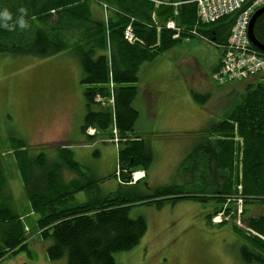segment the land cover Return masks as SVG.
I'll return each instance as SVG.
<instances>
[{
  "label": "trees",
  "instance_id": "obj_1",
  "mask_svg": "<svg viewBox=\"0 0 264 264\" xmlns=\"http://www.w3.org/2000/svg\"><path fill=\"white\" fill-rule=\"evenodd\" d=\"M8 1L9 6L25 5L31 10L23 14L27 27L20 28L17 21L22 14L18 9L10 8L12 20L8 22L9 27L0 23V53L43 58L61 53L70 45L75 46L83 70L81 82L87 85L83 93L87 111L80 130L84 133L93 128L96 132L93 137L106 135V139H113L115 130L117 163L124 170L121 179L125 183L129 181L124 177L125 173L145 171L152 162L146 138L133 134L138 112L132 101L137 94L135 83L141 64L152 61L183 39L193 38L187 31L194 27L198 34L209 38L215 45L223 46L235 14H238L224 16L211 24H201L197 23L194 0H158L161 2L158 5L151 0H102L116 8L105 23L103 18L92 15L90 0ZM152 16L160 26L159 32L153 25ZM33 18L39 25L34 24ZM130 18L134 19L132 27L141 43L129 44L123 39L122 33ZM168 20H173L181 29L177 38L173 37L174 30L165 28ZM253 34L264 45V12L255 20ZM218 69L219 64L213 72ZM240 95L241 100L221 123L222 137L205 147L208 155L204 164L207 168L215 162V169L221 173L220 176L213 175L212 199L222 204L233 199L235 210L238 199L242 201V208L250 203L264 206V74L246 83ZM96 96L105 101L112 97V106L102 105L95 100ZM192 96L200 103L209 98L208 93L192 92ZM93 104L102 106L95 111L92 110ZM235 136L240 139L237 153H234V144L238 141L233 140ZM23 147L24 144L18 141L13 152L29 208L39 215L35 231L42 239L51 240L46 248L49 260L65 258L66 264H115L114 254L136 246L146 232L143 217H129L132 205L152 203L159 208L166 201L175 203L189 198L204 202L210 197L190 195L182 187L165 185L143 196L136 195L134 191L130 194L116 190L101 200L74 204L73 195L83 186L76 182L60 183L57 168L47 165L43 153L30 157L24 153ZM195 153L188 158L191 160ZM61 154L65 167L75 172L79 170L67 150ZM2 170L0 162V263L27 250L25 224L11 204ZM221 177L226 187L220 189L218 180ZM86 184L87 187L94 186V183ZM231 208V205L226 208V214ZM220 209L208 215V221ZM231 215L236 217L234 213ZM246 226L255 235L236 225L231 226L234 232L246 239L241 255L246 264H253V261L264 264V213L248 218Z\"/></svg>",
  "mask_w": 264,
  "mask_h": 264
},
{
  "label": "rangeland",
  "instance_id": "obj_2",
  "mask_svg": "<svg viewBox=\"0 0 264 264\" xmlns=\"http://www.w3.org/2000/svg\"><path fill=\"white\" fill-rule=\"evenodd\" d=\"M91 10L93 15L97 14V7L93 3ZM210 41L207 37L206 39L194 37L182 41L171 51L159 55L146 67L152 71H148L147 78L156 88L182 87L185 84L197 93L210 94L207 102L197 103L203 112L200 109L196 111V125L189 130L190 133L185 132L184 125L168 127L167 124L165 126L159 124L155 129L160 134L148 137L153 154V161L148 170L152 174L151 183L179 184L184 191L191 194H198L202 190L198 181L193 184L190 180L193 176L186 170L189 171V168L195 165L200 168L204 165V151L200 146L205 140L203 130L225 120L227 114L241 100L240 94L244 92L246 83L251 82L245 80L219 84L214 81L212 65L216 48ZM74 47L68 46L63 53L65 54L63 63L68 69L64 72L66 81L65 74L63 77L56 74L55 79L48 73L44 76L35 69V80L30 81L32 82L30 89L34 91L33 94L30 92V95L23 83L6 75L19 65L17 57H10L15 61L10 59L6 62L7 57L0 56V162L3 165L2 177L7 181L11 195V204L21 216H25L27 211L25 210L27 198L13 155L18 141L24 144L23 149L27 156L35 157L43 153L48 159L49 166L58 161L55 147L51 149V143L47 142L52 134L57 135V142L60 139L63 145H68L67 147L82 145L78 142L77 135L82 136L79 126L87 108L84 91L79 88L83 70L78 63ZM182 58L188 59V62L182 63ZM153 73L156 77L152 76ZM63 85L65 88L60 87ZM26 103L32 104L29 106ZM98 109L99 105H92V110ZM113 134L116 137L115 133ZM233 140H238L236 145L234 144V153H237L236 146L240 139L235 136ZM116 146L117 144L112 141L104 143L100 141L97 148L82 149L93 154L99 152L96 156L85 155L81 160L84 162L83 170L86 177L96 185L90 191L75 194L74 204L98 201L112 195L116 190L125 191L124 187L117 183L115 175ZM194 149L196 152L194 157L191 160L188 157L184 159ZM182 159L184 160L181 163ZM20 160L23 163L22 156ZM214 163L212 162V167ZM210 168L211 165L206 170ZM64 172L71 174L70 170ZM144 183L142 180L137 184L134 191L136 195L143 196L151 192L152 189L147 188ZM204 191L208 192L210 188L207 186ZM234 204L233 199L222 204L213 199L201 202L189 198L180 199L175 203L166 201L159 208L152 203H135L129 208V217H143L146 221V232L136 246L114 254L115 264H246L240 252L246 239L234 232L231 226L236 225L250 235H255L248 230L246 220L263 214L264 206L250 203L244 204L242 208V203L237 200L235 210ZM214 205L216 209H221L208 221V213ZM230 205L232 208L226 214V208ZM242 209L244 211L241 213ZM232 213L236 215L235 218L230 217ZM213 219L219 221L213 222ZM34 221L33 217L25 219V224L29 228V232L26 231L27 250L18 252L0 264H66L65 258L49 260L46 248L51 240L42 239L37 234ZM253 264L260 263L253 261Z\"/></svg>",
  "mask_w": 264,
  "mask_h": 264
},
{
  "label": "crops",
  "instance_id": "obj_3",
  "mask_svg": "<svg viewBox=\"0 0 264 264\" xmlns=\"http://www.w3.org/2000/svg\"><path fill=\"white\" fill-rule=\"evenodd\" d=\"M90 1H91V9H92V3L95 4L97 7V10H96L97 14L93 15V13H92V15L95 18H103L104 12L102 10L101 4L102 3L107 4V3L105 1H102V0H90ZM9 3L10 2L8 0H2V5L0 6V10H3L5 8L8 10H10V8L18 9V10L23 8L25 11L31 10V8L29 6L19 5L16 8L13 6H9ZM158 4L159 3H157L155 5H158ZM107 5L109 7V10H107V14L110 17L116 11V8H114L113 6H111L109 4H107ZM91 12H92V10H91ZM33 21H34V24L39 25L36 18H33ZM189 39H191V38H185L182 41H188ZM174 47L169 49L168 51H171L172 49H174ZM214 47L216 48V50H215V55H214V62L212 65V73L215 70V68L218 66L219 58L221 56V49L219 47H217L216 45H214ZM64 51L61 53L49 56V57H43V58L41 57L38 59L35 58L36 56H34V55H27V54L15 55V54H10V53H0V56L7 57L6 62L10 61V59H12V61L13 60L15 61V59L10 58V57H13V56H14V58L17 57L16 61L19 62V65H17L16 69H14L13 71L7 72L6 75L11 77V78H16V80H19V82H21V84L23 83V86H25V88H28L26 91L30 95V92L33 94L32 91H34V90L31 91V89H30L31 84H32V82H30V81L35 80V76H36L37 71L42 72L44 74V76L46 73H48L50 76H52L55 79H56V74L57 75L60 74V76L62 75V77L65 74L64 79L66 81V73H64V72H66L68 69H67L66 65H64V63H63L65 61V58H63V57H65V54H63ZM76 54H77V57L79 59L78 63H80L79 52L76 51ZM158 56L159 55H157L152 61L156 60V58ZM58 57H60V58H58ZM152 61L144 62L139 67L138 81H137V83H135V86L137 87V94H136L134 100L132 101L133 108H135L138 112V117L134 123V133L133 134L135 136H141L143 138H146L148 140L147 141L148 145L150 144L148 137H154V136H157V134H160L155 129L156 126H158L159 124L161 126L162 125L165 126L167 124L168 127L171 125H175V126L184 125L183 129L185 130V132L190 133L189 130H192L193 128H195V125H196V118H195L196 111L200 109V111L203 112L202 107L197 106V103H200V102H197L192 96V92H195V91H193L191 89V87H188V85L183 84L182 87L178 86V87H166V88L161 86V87L156 88L155 84H153L152 82H149L150 79L148 80L147 75L149 74V72H152V71L150 69L148 70L146 67ZM181 61H182V63H186V62H188V59L182 58ZM7 64H9V63H7ZM7 64H5V65H7ZM80 65H81V63H80ZM35 69H37L36 72H35ZM154 75L155 74L153 73L152 76H154ZM155 77H156V75H155ZM61 79L64 80L63 78H61ZM81 80H82V78L79 81L80 82L79 88L81 89V91H84V89L87 87V85H84L81 82ZM20 87H21V85H19V88ZM60 87H64V85L60 86ZM22 89H24V87ZM195 93H197V92H195ZM198 94H200V93H198ZM209 98H210V94H209ZM209 98L205 102H207L209 100ZM205 102H203V104ZM26 104L31 106L32 103H26ZM200 104H202V103H200ZM100 106H102V105H100ZM100 106H99V108H100ZM108 106L111 107L110 105H108ZM84 116H85V114H84ZM159 116L163 117V118H160ZM83 120H84V117H83ZM83 120H82V123H83ZM159 122H161V123H159ZM222 122H220L216 126L214 125L213 127H209L208 129L203 130V133L205 134V137H204L205 140L202 144H200L201 148L204 149V154H203L204 162H203V164H205V162H206L205 160H206V154H207L205 147H208L209 145H211L210 143L212 141H215L216 139H219L222 137V133H223V129H222V125H221ZM80 126H79V131L82 134V136L77 135V137H78V142H80L82 144L81 146L79 145V146H75V147H67L68 145H63V143L60 141V139L57 142V135H54V134H52L51 138L48 139L49 141H47V142L51 143L50 148L52 149L55 147V150L57 152L58 161L53 166L57 168V173H58L57 177H58L59 182L62 184H65V185L76 182L77 184H81L83 186V188L79 189L76 193H74L73 199L75 197V194H77L78 192L90 191L96 185L94 183V181H91V179H88L86 177V175H85L86 173L83 170V167H84L83 163L84 162L83 161L81 162L82 158L85 155L87 157H91L93 153L88 152V151H84L82 149L97 148L100 141H102L104 143V141H106L105 138H107L106 135H98L97 137H93V135L96 134L95 130H94L93 134H90L87 131H85L83 133L80 130ZM91 129H93V128H91ZM184 135H186V134H184ZM187 135L189 136V134H187ZM89 143H91V144H89ZM149 148H150V146H149ZM63 150H67V152L70 154L71 158L78 164V168H79L78 171L75 172V171H73V170H71V169H69L63 165V163H62L63 154H61V152ZM150 151H151V149H150ZM194 152H195V149L193 151H191L190 153H188L184 157V159ZM98 154H99V152L97 151L96 153L93 154V156H96ZM151 154H152V152H151ZM13 155L15 158L14 152H13ZM35 156H37V155H35ZM45 158H46L47 165H48V159L46 156H45ZM184 159H182L181 163L183 162ZM15 161H16V158H15ZM152 161H153V154H152ZM181 163L179 165H181ZM214 164H215L213 166L214 169L212 167L213 164L211 162V164H210L211 168L209 170H206L205 165H203L202 168L197 167L195 165L194 167L189 168V171L186 170V172L188 174H191L193 176V178L190 179V180H192L193 184H195L197 181L200 184L199 186L202 190L197 195L210 196V197H208L209 198L208 200L212 199L211 192H212V187H213V183H214L213 175L217 174L220 176V174H221V173H218L217 168L215 169L216 163H214ZM16 166H17V171L19 173V178L22 181L21 176H20V170L18 168L17 163H16ZM209 166H207V167H209ZM1 167L3 168L2 164H1ZM49 167H51V166H49ZM174 168H176V167H174ZM65 170L66 171L70 170L71 174H69V172H64ZM148 170H149V167L145 171L144 170L135 171L138 174L137 176H140V178L135 183H133V182L121 183V182H119V180H117V183L120 186L124 187L125 191H127V192L135 191V187L142 180H144L145 186H147V188L152 189V190H154L155 188H157L159 186H165V185H176V186L182 187L179 184H155V183H151L150 178L152 177V174H151V172H148ZM63 172L65 175L62 174ZM207 172H210V174L208 175ZM61 176H63V178ZM218 181H219L218 182L219 186L218 185L217 186L220 189L226 187V182L222 179V177L219 178ZM89 182L94 183V186L87 187L88 184H86V183H89ZM22 184H23V181H22ZM209 185H211V187ZM23 186H24V184H23ZM207 186L210 188V191H208V192L204 191ZM8 189L9 188H8V184L6 181V190L8 191ZM189 194L195 195V193H193V194L189 193ZM25 207L28 209L25 208V210H27L25 213V216H23V215L21 216L23 223L25 224V219H29V217H33V220L35 219L34 222L36 223V221L39 218V215L37 213H34L31 210H29L28 201H27V205H25ZM215 209H216V206L214 205V207L212 208V210H210L208 215L212 214ZM25 229L27 232H29V228L26 224H25Z\"/></svg>",
  "mask_w": 264,
  "mask_h": 264
},
{
  "label": "built area",
  "instance_id": "obj_4",
  "mask_svg": "<svg viewBox=\"0 0 264 264\" xmlns=\"http://www.w3.org/2000/svg\"><path fill=\"white\" fill-rule=\"evenodd\" d=\"M154 3H161L158 0H151ZM196 4L197 23L209 24L220 18L238 13L230 28L226 43L221 47L222 53L219 60V69L212 76L213 80L219 84L231 81H243L247 79L257 78L264 74V54L257 51L251 45L248 38V25L252 14L264 6V0H194ZM104 7H106L104 5ZM125 26L122 36L129 44L141 43L140 39L135 35L132 22ZM152 22L156 31L159 32L160 26L152 16ZM166 29L175 31L174 38L178 36L181 29L176 26L173 20H168L164 24ZM189 34L202 37L196 32V28L187 31ZM110 88L113 83L109 82ZM96 101H100L102 105L112 106L113 99L109 97L107 101L96 96ZM88 133L93 134L94 129L88 128ZM115 133V130H114ZM116 136V135H115ZM237 139V138H236ZM116 142L117 136L112 139ZM117 177L120 176V171L116 172ZM139 176L133 174L132 178L135 181ZM240 200V199H239ZM241 202V200H240ZM240 211V210H239ZM216 219V218H215ZM213 219V222L219 220Z\"/></svg>",
  "mask_w": 264,
  "mask_h": 264
},
{
  "label": "water",
  "instance_id": "obj_5",
  "mask_svg": "<svg viewBox=\"0 0 264 264\" xmlns=\"http://www.w3.org/2000/svg\"><path fill=\"white\" fill-rule=\"evenodd\" d=\"M264 12V6L257 9L253 15L251 16L250 18V21H249V25H248V37H249V40L251 42V44L257 49L259 50L260 52L264 53V45H262L259 41H257V39L255 38L254 34H253V26H254V23H255V20L257 19V17L262 14ZM126 169H128V166H126ZM124 177L126 178H130L131 175L129 174H124Z\"/></svg>",
  "mask_w": 264,
  "mask_h": 264
},
{
  "label": "clouds",
  "instance_id": "obj_6",
  "mask_svg": "<svg viewBox=\"0 0 264 264\" xmlns=\"http://www.w3.org/2000/svg\"><path fill=\"white\" fill-rule=\"evenodd\" d=\"M19 11L22 15L18 19L17 23L19 24L20 28H25L27 27L26 22L23 18V14L25 10L21 8ZM11 20H12V13L8 9L5 8L3 10H0V23H2L4 27H9L8 22Z\"/></svg>",
  "mask_w": 264,
  "mask_h": 264
},
{
  "label": "bare ground",
  "instance_id": "obj_7",
  "mask_svg": "<svg viewBox=\"0 0 264 264\" xmlns=\"http://www.w3.org/2000/svg\"><path fill=\"white\" fill-rule=\"evenodd\" d=\"M235 16H236V14H235Z\"/></svg>",
  "mask_w": 264,
  "mask_h": 264
}]
</instances>
